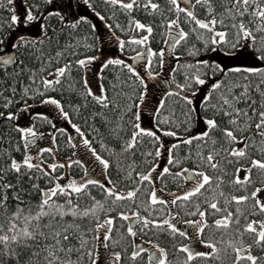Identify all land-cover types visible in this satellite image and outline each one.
<instances>
[{"label":"trees","instance_id":"trees-1","mask_svg":"<svg viewBox=\"0 0 264 264\" xmlns=\"http://www.w3.org/2000/svg\"><path fill=\"white\" fill-rule=\"evenodd\" d=\"M33 2L40 4V10L33 9V11L37 12L39 16L42 15L41 24L46 22L47 29H42L39 37H26L29 40L36 41V43L27 47L15 50L12 47L6 49L4 44V50L14 51L15 60L10 66H4L0 63V112L5 113L4 117H0V169L7 170L5 180L16 184L19 190H26L25 195L30 191L32 199L35 200L38 194L32 188V185L39 184L41 188L48 187L49 180L52 178L43 174L38 168L28 169L27 166L22 165L19 173L8 169L11 158L22 161L25 152H28L25 149L26 141L23 138L25 134L17 130L16 125L18 124L21 127H34L35 131L41 135L48 134L52 136L51 146L49 147L52 151H47L49 148H46L42 153L38 151L37 153L43 157L42 160L37 159V153L32 157L33 163L43 164L47 171L59 177V180L62 178L60 173H66L72 179L84 177L85 166L92 170L96 162L99 163L87 146L83 148L75 141L76 134H79L82 139L87 138L91 143V147L110 161L109 167L103 170V175L100 177L103 183L108 185V181L111 180L118 190H124L123 198L117 200L115 204L99 185H88L86 190L81 191L79 198L73 193V202L79 206L81 211L91 208L95 201H100L103 207L86 216L73 217L69 213L64 217L58 215L55 217L54 226L69 228L70 239L65 242V247L69 242L73 245V252L70 257L63 252L60 255L70 258L75 264H91L93 259L97 261V264H154L149 260V254L152 253V249L159 253V249L155 247L159 244L160 247L166 250L168 264H184L187 254L179 249L178 245L188 243L187 237H182L179 233L173 234L167 225H149L142 229L143 221L141 219L134 227L136 234L132 235L127 232L129 218L134 217L131 213L138 212L140 217H148L149 220L168 219L174 222L177 227L191 234L193 231L192 225L185 224L184 221L200 219L198 216L190 215V213L196 211L195 205L199 203L200 210L206 211V218L209 221L204 236L207 239H213L219 251L213 253L210 257H194L188 264H233L236 256L234 249L244 248L245 244H251L252 254L258 258L261 257L264 254V248L254 243L256 233L246 230L244 224L251 220L264 219V213H254V201L250 195L246 201L236 202L231 200L232 195L249 194L256 187L264 185V171L258 167H252L251 170L247 167L252 156L264 159V153L260 151V141L264 138L255 133V119H253L252 128H241L229 124V117L222 114L217 115L216 118L220 128L213 129L207 141L194 139L190 144L181 142L176 148L172 149L173 156L181 158V163H171V172L164 173L163 176L160 173L163 172L165 165H169L168 153L165 148H160L161 155L155 156V149L160 147L161 143L171 145L177 139L183 141V135L172 137L155 128L158 115L161 121H167L161 123V128H170L183 134L185 130L189 133L207 130L204 116H212L216 111L211 108L205 111L201 107L199 100L202 96L199 99L194 98L197 103H193L198 112L192 114L194 123L192 127H189L186 122L187 103L176 91H170L177 89L176 82H185L186 72L189 74L196 72L195 67H186L194 60L189 55L192 46L195 45L200 50V56L195 57V59H214L228 67L235 64L259 63L253 61L251 50L246 46L244 50L229 56L220 48H213L209 45V50L205 52L204 39L209 37L210 30L199 28L194 22H189L183 12L179 15V25L168 24V20L176 19L175 9L169 3V0H153L159 5L157 9L153 10L149 5L147 9L136 7L131 13L122 9L120 5H111L110 0H91L92 4L106 18L107 23L95 15L92 8L85 3V0H51V2L49 0H28L29 4ZM133 2L143 5L145 0H133ZM5 3L6 0H0V25H2L0 36H8L15 26L19 23H25L23 19H20L13 24L10 21L12 13L9 9L11 6H3ZM13 4L15 5L14 0ZM212 4L215 7L214 14H219L223 12L224 7L228 6V0H212ZM187 5L193 7L198 18H210L203 0H200L199 3H194L193 0H185L184 6ZM54 9H58L60 14L48 15ZM22 12H24V9H16L18 15ZM112 13H115V15H112ZM61 15L64 17L63 20ZM80 16L88 17V21L79 23L75 28L71 27L68 21L78 20ZM132 17L139 19L145 25H151L152 33L149 34L146 28H137L134 23L130 24L129 20ZM217 18H219L218 15ZM108 24H111L112 27H108ZM116 24H119L120 27H115ZM92 25H96V27L93 28ZM180 27H183L188 36L181 38L180 42L175 44L169 35V29L178 32ZM194 27L197 31H193ZM215 27L221 29L223 26L217 24ZM141 35L149 37L144 44L129 40L131 36L139 38ZM200 36H203L204 39H201ZM117 37L125 41L123 51H121ZM170 38L171 46L168 49L167 42ZM228 38L230 41L232 40L231 32ZM108 42L114 44V48L103 57V45ZM148 48L154 51L151 61L147 60L144 67V72L150 77L149 84L140 72H138L139 77H137L125 65L108 64L106 67L101 68V65L109 57H119L126 64H130V59L136 53L143 50L147 52ZM161 49H163L162 54ZM108 50H110V47H108ZM57 52H60L61 55L57 56ZM84 56H96L98 58L86 62L84 66L75 64V60L82 59ZM50 57L51 59H49ZM68 61H72L69 69L56 77L54 70L64 66ZM149 66L151 71L157 75L152 76L149 74ZM34 73L36 76L35 83L30 80ZM243 75V73H231L225 76V80L229 82L236 80L243 85L245 81L240 79ZM41 77H56L59 83H56L54 87L49 86L45 89ZM85 79L94 93L106 95L108 100L111 101L107 107H104L92 95L86 94ZM262 79L264 77L259 75L250 76V99L240 101L238 107L244 108L246 105H252V101L255 100L256 103L252 106L256 107L258 111L264 110V107L261 106V100L264 97L256 89V84ZM141 80H143V83H141ZM24 87H28L33 92L37 87L45 89L48 95H52L61 101L64 110L69 113V117H63L57 107L51 103H40V100L43 99L42 96L25 95L23 92ZM199 87L201 89L200 94H202L207 91L208 85ZM260 88L264 90V84H261ZM142 91L145 92V98L140 101L139 93ZM234 91L239 93L241 88H236ZM186 94L191 95V92L188 91ZM9 97L12 98V103L5 108L4 104L7 103ZM217 99L218 97L214 95L213 102H216ZM160 100L165 101L163 106L159 104ZM24 104L29 107L22 109ZM130 105H140V122H142V116L145 113L148 114L149 127L147 128L152 127L157 132L160 140H155L148 134H138L133 147L126 148V142L129 141L132 132V116L136 111L135 108L130 112L124 110L126 106ZM154 108H160L159 114L153 110ZM9 111L18 113V118L9 119L6 116ZM36 113H43L48 119L44 120L37 117ZM251 115L252 113L249 110V116ZM243 119L241 117V122H243ZM72 123L80 126L83 135L72 127ZM178 123L180 124L179 128L176 127ZM224 127L232 128L238 137L244 136L247 138L248 153L246 155H229L231 148L244 147L245 141L230 142L221 130ZM69 137L72 139L69 140ZM213 138L216 140L215 144L212 143ZM253 139L256 141L255 145H253ZM165 140L167 141L165 142ZM101 143L104 144V147H101ZM209 152L213 153L215 162H218V167L212 168L208 163L207 155ZM201 156H203V159L200 158ZM68 160L73 161V163L68 164ZM78 160H83L84 164L76 163ZM56 161H59V164L53 172L52 169L48 168V165ZM153 162L156 167L152 170V179L141 181L136 173H147ZM189 168L204 169L213 177V180L209 182L211 186L205 184L200 193L193 194L187 200L181 197V200L175 204H162L159 201L155 205L151 204L152 187L157 189L158 195L168 201H171L176 195H180L185 189L186 181L183 175L179 173L181 169L187 171ZM237 168L241 170L236 172ZM245 174L250 176L249 181L243 180ZM3 175L5 174L0 172V176ZM95 176L99 177L96 172ZM236 176L241 178L239 183L234 182ZM216 177H222V180L217 181ZM137 185H140L138 189ZM130 189H136L133 197L126 196V191ZM88 192L91 193L90 196L87 194ZM9 195V208L14 211L16 201L11 199V190ZM53 199L57 198L53 197ZM59 199L62 202L66 197H60ZM213 199L216 200L221 209L227 208L233 213L227 226H216L212 223L213 220L227 215L225 211L215 212L211 209L210 204ZM226 200L228 201L227 204L225 203ZM109 208L112 209L111 212L108 211ZM120 211L129 213L127 220L118 215ZM0 213H3V209H0ZM108 215L113 216L114 220L110 239L104 241L103 233L107 231L104 221ZM237 217H239L238 223L236 222ZM48 219V217H44L42 223L47 224ZM0 222H3L2 215H0ZM97 223L101 224L99 230L95 229ZM76 225L79 227H75ZM45 231L47 232L49 229H45ZM84 237H87L86 241ZM138 242L141 243L139 248L136 246ZM82 243L84 246L80 247ZM40 244L43 247L42 238ZM141 248L144 251L141 252ZM194 248L199 251L211 250L209 246L198 243L194 245ZM76 249H79V251ZM88 249L92 250L91 256L88 255ZM133 250L139 253L135 259L131 257ZM113 251L121 252L122 255L119 260L111 256ZM247 251L249 249L244 248V252ZM42 256L43 253H41ZM0 260H3V264H16L14 260H10L6 256L0 255ZM240 264H252V262L244 256ZM257 264H264V260L258 259Z\"/></svg>","mask_w":264,"mask_h":264},{"label":"snow or ice","instance_id":"snow-or-ice-1","mask_svg":"<svg viewBox=\"0 0 264 264\" xmlns=\"http://www.w3.org/2000/svg\"><path fill=\"white\" fill-rule=\"evenodd\" d=\"M51 2V0H49ZM194 3H199L200 0H193ZM204 4L207 6V13L210 14L209 19H201L198 18L195 14L193 7L191 5L184 6V0H169V3L173 6L176 13V19H170L167 21L168 24L179 25V15L183 12L186 15V18L189 22H194L196 26L199 28L210 30V35L207 39H204L203 36H200L201 39H204V51L207 52L209 50V45L213 48H220L227 55L232 56L238 53L240 50H244L245 47L251 50V55L253 61H258L259 63L253 64H235L231 67L225 66L223 63H218L216 60L212 59H195V57L200 56V50L192 46V49L189 53L194 60L193 63L186 65V67H195L196 72L194 74L185 73L184 83H177V89H172L170 91H176L179 96L187 103L188 113L186 115V122L189 127L193 126V113H197L198 109L195 107L193 103V98L197 93L201 92L199 86L208 85L207 91L202 93V98L199 100V103L205 111L208 109H215V113L212 116H204V122L207 130L202 131H194L189 133L187 130L183 134L170 129V128H161V123H165L167 121H161L159 115L157 116V123L155 124V128L160 129L165 132L166 135L172 137H180L183 135V141L177 139L175 143L171 145H165L163 143L160 144V147L155 149V156H160L161 151L160 148H165L168 153L169 165H165L163 168V172L160 173L161 176L164 173H170L171 163L180 164L181 158H177L173 156L172 149L176 148L178 144L181 142L191 143L194 139L207 141L210 132L213 129L220 128V124L216 118L217 115H224L229 117V124L236 125L238 127H253V119H255L254 130L255 133L260 137L264 138V110H259L252 106L256 103L255 100L252 101V105H246L244 108L238 107V103L242 100L247 101L250 99V76L251 75H259L264 77V0H228V6L224 7L223 12L219 14L215 13V7L212 4V0H203ZM22 3L25 6V11L20 13L19 15L16 13L15 5L13 4V0H6V3L3 5L5 7L11 6V17L10 21L14 24L16 21L23 19L25 23L31 22L33 20H39L40 16L37 15V12L33 11V9L40 10L41 6L38 3L33 2L32 4L28 3V0H22ZM85 3L88 4L92 11L96 16L100 17L102 20L106 21V18L102 15L100 11L92 4L91 0H85ZM111 5H120L122 9L131 13V11L136 7H147L150 5L151 9L155 10L159 7V5L153 0H145L143 5L134 3L133 0H110ZM171 11V9H169ZM59 10L54 9L52 12H49L48 15H59ZM115 15V13H112ZM217 15L219 18H217ZM61 19L64 17L61 15ZM88 17L80 16L78 20L68 21L71 27L75 28L81 22H87ZM107 23V21H106ZM129 23H134L137 28L147 29V32L152 33L153 29L151 25H145L139 19H135L132 17L129 20ZM217 24L222 25L221 29H217L215 26ZM108 27H112L111 24L107 25ZM2 27V25H0ZM42 29H47V23H43L40 25ZM93 28L96 25H92ZM115 27H120L119 24H116ZM122 31L124 29H121ZM193 31H197L194 27ZM232 34V40L230 41L228 36L229 33ZM259 34V35H257ZM169 35L172 38V42L178 44L181 38L187 37L188 33L180 27L178 32L172 31L169 29ZM149 39L146 35H141L139 38L136 36L129 37L131 41H138L140 44L146 43ZM10 37L0 36V62L3 63L4 66L12 64L15 60V56L12 53H7L4 51L3 45L5 42H9ZM117 41L120 45L121 51H123V47L125 44L124 39L117 37ZM36 43L35 40H29L25 36H17L14 43H11L12 49H19L21 47H27L30 44ZM161 54L163 53V49L160 50ZM57 56L61 55L60 52L56 53ZM74 55V54H73ZM154 55V51L151 48L147 49V59L151 61V58ZM137 59L140 58V54L136 53ZM98 57L96 56H84L82 59L75 60V64L84 66L86 62H91L96 60ZM51 59V57L49 58ZM162 62V61H161ZM22 63V61H21ZM72 64V61H68L62 67L55 69V73L57 77L63 74L65 71L69 69V66ZM108 64H120L128 67L129 71L139 77V73L137 68L132 64H126V62L119 57H109L104 63L101 65V68L106 67ZM175 71V70H173ZM231 73H243L244 75L240 77L243 81V85H241L238 81L233 80L231 82L225 80V76ZM149 74L152 76L157 75L155 72H152L149 66ZM219 76V78H217ZM34 83L36 82L35 73L32 77H30ZM42 83L45 85V89L49 86H53L56 83H59V80L56 77L47 78L41 77ZM175 82V81H174ZM143 83V80H141ZM84 84L86 86V94L92 95L94 99L100 102L104 107H107L111 101L108 100L106 95H97L93 92L92 88L88 86V81L85 79ZM264 84V79L260 80L256 84L257 91L260 92L261 96L264 97V90H261L260 85ZM236 88H241L239 93H236L234 90ZM45 89H41L39 87L33 92L28 87L23 88V92L25 95L36 96L40 95L43 99L40 100V103H51L55 105L58 111L63 115V117L68 118L69 113L64 110L62 103L59 99L55 98L52 95H48ZM103 91V87L101 86ZM224 89V90H222ZM179 90V91H178ZM188 91L191 92V95L186 94ZM167 95V94H166ZM216 95L218 97L216 102H213V97ZM145 98V92L139 93L140 101H143ZM12 103V98H7V103L4 104V107L7 108ZM165 103L164 100H160L159 104L163 106ZM261 106L264 107V99L261 100ZM27 104L22 105V109L28 108ZM135 108L136 111L132 116V132L129 141L126 142V148L130 149L136 143L138 134H148L152 136L155 140H160V137L157 135V132L152 128L143 127L140 122V105H130L125 107V111L130 112ZM155 112L159 114L160 108H154ZM249 110L252 115L249 116ZM37 117H41L44 120H47L48 117L43 113H36ZM5 113L0 112V117H4ZM6 116L9 119L18 118V113L7 112ZM241 117H243V122H241ZM122 119V117H121ZM72 127L81 135L83 132L80 126L76 123H72ZM177 128L180 127L178 123L176 125ZM17 130L25 134L23 138L25 139V149L28 148V141L32 144L36 143V137L40 135V133L36 132L34 127H21L20 125H16ZM224 133L225 137L228 138L230 142H235L237 140L245 141L244 147H233L231 148L229 155L236 156H244L248 153V146L246 143V139L244 136H237L232 128L224 127L221 129ZM72 138L69 137V140ZM82 144L87 146L92 155L95 157V160L102 165V172L106 170L109 165V159L105 158L104 155L97 152L95 148L91 147V143L87 138H84L80 141ZM212 143L215 144L216 140L213 138ZM256 144V141L253 139V145ZM261 153H264V139L260 141ZM101 147H104V144L101 143ZM44 148H40L39 152H44ZM47 151L51 152L52 149H47ZM227 151V150H226ZM203 159V156L200 157ZM37 159L42 160L43 157L37 153ZM186 159V158H185ZM207 161L212 168L218 167V162H215V158L212 152H209L207 155ZM68 164L73 163V161L68 160ZM76 163L84 164L83 160H78ZM59 161L53 162L48 165V168L52 169L53 172L58 167ZM27 166L28 169L38 168L43 174L49 175L52 178L49 180V186L41 188L39 184L32 185V188L37 192V198L35 200L32 199V193L29 191L27 195H25L26 190L17 189V185L14 183L7 182L5 180V176L7 175L6 169H0V172H3L5 175L0 176V209H3V213L0 215L3 216V222H0V255L6 256L10 260H14L16 264H75L73 260L70 258H65L60 255V253H66L68 257H70L73 252V245L69 242L67 247H65V242L69 241L70 233L69 228L64 227L60 228L59 226H54L55 217L58 215L60 217H64L66 214H71L73 217L76 216H86L89 213H95L98 208L103 207L100 201H95L91 208H86L84 210H80L79 206L73 202L72 196L73 193L76 194L77 198L80 197L81 191L86 190L88 185L95 184L102 187L105 191L106 195L112 198L113 204L117 202V200L122 199L124 195V190H118L116 185L108 181V185H105L101 178L96 177L94 175V168L89 170L87 166H85V176L78 179L69 178L66 173H60V176H64L67 179V183L59 182V177L54 176L52 173H49L43 164L33 163V157L27 151L25 152L24 158L22 161H17L15 158H11V163L8 166V169L14 170L16 172H20L21 167ZM156 167L155 163L151 164V167L148 169V172H138L136 173L139 176L140 180H151L152 179V170ZM243 167V166H242ZM249 170L252 167H258L262 171H264V159L257 158L255 156L250 157V164L247 166ZM241 169L237 168L235 171L239 172ZM185 181H191V187L185 185L186 189L180 195H176L171 201L165 200L162 196L158 195L157 189L152 187L150 201L152 205H155L157 201L160 203H171L175 204L177 201L181 200L183 197L184 200L192 197L193 194H198L201 192V189L205 184H209L210 181L213 180V177L210 176L204 169L202 168H189L185 173L184 169H181V172ZM217 181L222 180V177H216ZM240 176H236L234 179L235 183L240 182ZM244 181H249L250 176L245 174L243 176ZM209 186H211L209 184ZM140 185H137V189ZM11 190V199L16 201L15 210H10L9 201L10 195L9 192ZM136 189H130L126 191L127 197H133ZM264 193V185L260 187H256L249 194H235L231 196L232 201L241 202L246 201L249 197L253 199V211L254 213H264V196L259 195ZM89 196L90 192L87 193ZM223 195V193H221ZM56 197L57 199H53ZM60 197H66L62 202L59 199ZM93 199H95L93 197ZM183 202V201H182ZM227 204L228 201L226 200ZM211 209L215 212L225 211L227 215L221 216L212 221L216 226H227L233 216V213L227 208L221 209L218 206V203L215 199L210 204ZM196 211L190 213V215L198 216L200 219L186 220L185 224H190L193 227V231L190 234L188 231L177 227L174 222L169 221L168 219H151L148 217H140L138 212L131 213L132 216L137 217L143 221L142 229L144 227H148L149 225L160 226L167 225L169 229L172 230L173 234L179 233L182 237H187L188 243H180L178 248L181 249L184 253L187 254V257L184 261V264H188L194 257L205 256L210 257L213 253H217L219 249L217 248V244L213 239H207L204 236V231L206 226L209 224L208 219L206 218V211L200 210V204L196 203L195 205ZM109 212L112 211L111 208L108 209ZM239 211V209H237ZM120 217L124 219H128L129 213L120 211L118 212ZM176 215V214H172ZM44 217H48V223H42ZM99 219V217H97ZM247 219V218H246ZM113 216H106L104 225L107 228V231L103 233L104 241H108L110 239V233L112 231L113 225ZM236 222H239V217H237ZM75 227H79L76 225ZM101 228V224L97 223L95 225V229L99 230ZM244 228L246 230H250L252 233H256L254 243L259 245L261 248H264V219L260 220H251L244 224ZM45 229H49V231H45ZM239 231V229H238ZM127 232L135 235L136 232L130 223L127 228ZM83 235V233H81ZM41 238L44 242L43 247H41L40 241ZM95 238V237H93ZM51 242H48V241ZM84 240H87V237H84ZM115 243V241H114ZM203 244L210 247V251H199L195 250V244ZM231 243V242H229ZM83 243L80 247H83ZM107 246V245H105ZM159 249V255L156 256L154 260V264H168L166 260V250L160 247L159 244L155 246ZM244 248L249 249V251L244 252ZM244 248H235L236 252L235 260L233 264H240L242 258L244 256L247 257V260L251 261L252 264H257L258 259L264 260V254L261 257H257L253 255L251 252L252 245L245 244ZM79 251V249H76ZM140 251H144V249H140ZM41 253L43 256L41 257ZM88 255H92V250L88 249ZM120 251H113L111 256L119 260L121 258ZM139 253L136 250L131 252V257L135 259ZM152 254H149V260L152 261ZM0 264H3V260H0ZM91 264H97V261L93 259Z\"/></svg>","mask_w":264,"mask_h":264},{"label":"rangeland","instance_id":"rangeland-1","mask_svg":"<svg viewBox=\"0 0 264 264\" xmlns=\"http://www.w3.org/2000/svg\"><path fill=\"white\" fill-rule=\"evenodd\" d=\"M14 2H15L16 9L21 8V9H24V11H25V6L22 3V0H14ZM81 7L85 10V8L83 6H81ZM41 21H42V15H40V19L39 20H33L31 22L24 23V24L19 23V25L15 26L13 28V30L8 34V36L10 37V41L9 42H5V48L8 49L9 47H11V43L15 42V39H16L17 36H21L22 35V36H25V37H35V38L39 37L41 35V33H42V28L40 27ZM168 44H170V43H168ZM108 47H110V50H108ZM112 48H114V44H112L111 42H108V43L104 44L103 45V57L106 54H108L109 51H112L113 50ZM146 56H147V54L142 52L140 54V58L139 59H137V57H134V59L131 60V64L137 68V70L142 74L144 79L149 84V82H148L149 81V77L144 72V64H145V61H146ZM56 77H57V74H56ZM201 96L202 95L200 93H198V94H196V96L194 98H198L199 99ZM194 98H193V102L197 103V101ZM141 121H142L141 124H142L143 127H149V123H148L149 118H148V114L147 113H145L144 116H142V120ZM51 137L52 136H50L48 134H46V135H41L40 134L39 136L36 137V143L35 144H32L30 141H28V145H29L28 148H27L28 153H30L33 156L35 153H37L40 150V148H44V149L49 148L51 146V141H52ZM81 140H82L81 136L76 134L75 141L79 144V146L84 148L85 145L80 142ZM166 141L167 140H165V142ZM101 167L102 166L99 163L96 162V165L94 166V170H95L94 171V175H95V172H96L97 175L99 176V178L102 176L101 175ZM69 178H71V177H69ZM59 182L67 183V179H65V177L62 176V178L59 180ZM186 185L188 187L193 186L191 181H186ZM185 190H187L186 187H185ZM259 195L264 196V193H261ZM151 254H152V257H153L152 262H154L156 256H158L159 253L155 249H152V253Z\"/></svg>","mask_w":264,"mask_h":264},{"label":"water","instance_id":"water-1","mask_svg":"<svg viewBox=\"0 0 264 264\" xmlns=\"http://www.w3.org/2000/svg\"><path fill=\"white\" fill-rule=\"evenodd\" d=\"M7 53H12L13 55H15L13 51H11V52H7ZM0 63L3 64L2 62H0ZM12 64H13V63H12ZM12 64H9V65H7V66H10V65H12ZM137 221H138V218H135V219H133L130 223H131L132 226L134 227L135 224L137 223ZM137 246H138V245H137Z\"/></svg>","mask_w":264,"mask_h":264}]
</instances>
